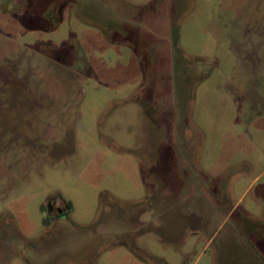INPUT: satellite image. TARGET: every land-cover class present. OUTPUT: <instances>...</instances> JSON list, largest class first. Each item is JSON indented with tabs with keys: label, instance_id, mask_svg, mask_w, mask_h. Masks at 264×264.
Here are the masks:
<instances>
[{
	"label": "rangeland",
	"instance_id": "1",
	"mask_svg": "<svg viewBox=\"0 0 264 264\" xmlns=\"http://www.w3.org/2000/svg\"><path fill=\"white\" fill-rule=\"evenodd\" d=\"M261 240L264 0H0V264H264Z\"/></svg>",
	"mask_w": 264,
	"mask_h": 264
},
{
	"label": "trees",
	"instance_id": "2",
	"mask_svg": "<svg viewBox=\"0 0 264 264\" xmlns=\"http://www.w3.org/2000/svg\"><path fill=\"white\" fill-rule=\"evenodd\" d=\"M171 19H172V17H171ZM172 21H173V19H172ZM174 24H175V25H174ZM174 24H173V26H172V34H173V38H174L175 42L178 43V40H179V30H178V29H179V26H178L177 21H175V19H174ZM197 61H200V62H201L202 60L197 59ZM68 206H69V209L71 210V209H72V204H71V203H68ZM43 208H44V207L41 206L42 211H43ZM65 214H66V213H65ZM59 217H62V215H60ZM43 224H44L45 226H47V225L49 224V217H46V218L44 219ZM131 250L135 253L136 256H138L139 258H142V259H143V257H142V255H141L139 249H137V248H135V247H132Z\"/></svg>",
	"mask_w": 264,
	"mask_h": 264
},
{
	"label": "flooded vegetation",
	"instance_id": "3",
	"mask_svg": "<svg viewBox=\"0 0 264 264\" xmlns=\"http://www.w3.org/2000/svg\"><path fill=\"white\" fill-rule=\"evenodd\" d=\"M68 206V205H67ZM69 207V206H68ZM46 211H48V212H51V211H54V206L51 204V203H49V205H48V207H47V210ZM64 212H62V210L61 209H57V212H56V214H57V216L59 217L60 215H65V214H63ZM56 216V217H57ZM51 218V217H50Z\"/></svg>",
	"mask_w": 264,
	"mask_h": 264
},
{
	"label": "crops",
	"instance_id": "4",
	"mask_svg": "<svg viewBox=\"0 0 264 264\" xmlns=\"http://www.w3.org/2000/svg\"><path fill=\"white\" fill-rule=\"evenodd\" d=\"M259 231V230H258ZM261 238V237H260ZM261 242H264V240H261V241H259L258 243H261ZM260 246H262V244L260 245ZM261 247H259V249H260Z\"/></svg>",
	"mask_w": 264,
	"mask_h": 264
},
{
	"label": "clouds",
	"instance_id": "5",
	"mask_svg": "<svg viewBox=\"0 0 264 264\" xmlns=\"http://www.w3.org/2000/svg\"><path fill=\"white\" fill-rule=\"evenodd\" d=\"M57 206H59V202H57Z\"/></svg>",
	"mask_w": 264,
	"mask_h": 264
}]
</instances>
